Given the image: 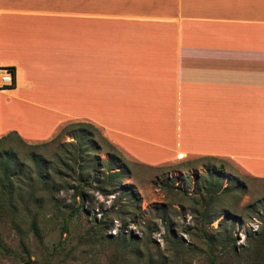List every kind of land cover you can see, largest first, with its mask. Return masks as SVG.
<instances>
[{
  "label": "crops",
  "instance_id": "crops-1",
  "mask_svg": "<svg viewBox=\"0 0 264 264\" xmlns=\"http://www.w3.org/2000/svg\"><path fill=\"white\" fill-rule=\"evenodd\" d=\"M0 137L98 130L146 166L264 176V0H0Z\"/></svg>",
  "mask_w": 264,
  "mask_h": 264
},
{
  "label": "rangeland",
  "instance_id": "rangeland-1",
  "mask_svg": "<svg viewBox=\"0 0 264 264\" xmlns=\"http://www.w3.org/2000/svg\"><path fill=\"white\" fill-rule=\"evenodd\" d=\"M91 131L98 147L93 151L88 146L91 154L103 160L114 150L127 165L130 177H123L122 182L132 186L136 193V208L128 206L127 195L121 192L100 194L95 190L96 185L90 182L83 195V210L75 212L72 217L67 214L77 206L78 200L71 190H59L54 195H33L42 204L37 212L42 239L39 242L28 230V218L22 210L19 234L7 226L0 227L1 241L6 249L0 250V264H136L130 253V243L126 242L122 248L115 242L114 237L119 234L135 240L136 250L140 249L153 261H157L161 253L170 257L175 245L166 237L165 227H171L173 235L188 244L184 232L192 228V213L201 210L205 201L207 194L203 186L213 183V179L207 177V169H221L223 175L217 181L213 195H217L218 188L227 187V191L215 196L209 207L213 214L224 213L209 226L216 228L218 221L228 213L218 237L230 230L235 248L225 250L215 264H264V247L248 243V238L251 240L250 237L260 230L257 217L248 206L256 202L264 206V176H251L231 160L198 156L184 158L180 154L175 162L146 166L118 151L98 130ZM70 141L73 139L63 135L55 143L36 151L53 161L55 155L62 154L64 146L60 145L61 149H58L59 143ZM24 142L31 145L42 143ZM108 143L113 148H109ZM7 147L20 161L28 163L25 160L27 150L15 139L3 144V148ZM74 176L66 174L63 180L57 178L56 181L75 185ZM29 196L21 195V200L25 201ZM30 205L29 213H32L35 206ZM162 216L165 220H161ZM255 248L262 252L260 258L252 253ZM204 259L199 252L190 256L191 264H205Z\"/></svg>",
  "mask_w": 264,
  "mask_h": 264
},
{
  "label": "trees",
  "instance_id": "trees-1",
  "mask_svg": "<svg viewBox=\"0 0 264 264\" xmlns=\"http://www.w3.org/2000/svg\"><path fill=\"white\" fill-rule=\"evenodd\" d=\"M91 130H93L91 126L82 122L66 123L48 141L32 145L25 143L14 132L0 137V227L7 226L19 234V224L22 221V210H24L28 218V230L40 242L42 235L37 212L42 204L33 195H54L59 190H71L74 198L78 200L77 206L72 207L67 214L68 217H72L75 212L83 210V195H85V189L89 187L90 183L95 184L96 192L103 195H112L116 192L127 195L128 206L135 207L136 193L132 186L122 182L123 177H130L127 165L114 150L107 153L103 160L99 159L97 155L91 154L88 146L93 151L98 150L93 141ZM63 135L69 136L73 141L59 143L58 149L64 146L61 149L62 154L55 155L53 161L46 159L36 151L55 143ZM12 138L27 150L25 160L28 163L20 161L10 147L3 148V144ZM108 145L109 148H113L109 143ZM207 171L209 173L207 177L210 180L213 179V183L203 186L207 194L204 198L205 201L201 205V210L192 213V228L184 232L188 237L187 245L181 237L174 236L171 227L167 226L165 227L166 237H169V242L175 246L170 251V257L161 253L159 259L153 261L150 256H144L140 249L136 250L135 240L121 234L114 237L115 242L122 248L125 247L126 242L130 243V253L134 255L136 264H178V257H181L179 259L180 264H191L190 256L195 252L203 255L205 264H215L225 250H230V248L235 250L233 247L234 238L230 230L225 231L221 238L218 237L221 224L226 222L228 213L218 221L216 228L209 226L213 220L224 213L223 211L218 215L213 214L209 207L215 196H218L221 191H227L225 190L227 187L225 186L221 190L218 188L217 195H213V189H216L217 181L222 179L223 175L221 169L215 171L207 169ZM66 174L75 175V185L66 181H56L57 178L63 180ZM36 191H39L40 194H35ZM21 195L30 196L22 201ZM30 203L35 206L32 213H29ZM258 203L248 206L260 224V230L250 237L251 240L248 238V243H254L260 248V246L264 247V206L257 205ZM161 220H165V217L162 216ZM0 250H6L1 241V236ZM259 250L255 248L252 253L260 258L262 252Z\"/></svg>",
  "mask_w": 264,
  "mask_h": 264
},
{
  "label": "built area",
  "instance_id": "built-area-1",
  "mask_svg": "<svg viewBox=\"0 0 264 264\" xmlns=\"http://www.w3.org/2000/svg\"><path fill=\"white\" fill-rule=\"evenodd\" d=\"M14 84V71L11 67H0V89L11 88Z\"/></svg>",
  "mask_w": 264,
  "mask_h": 264
}]
</instances>
